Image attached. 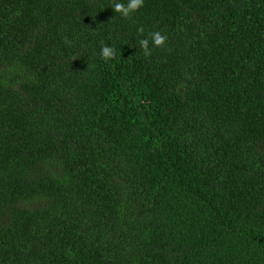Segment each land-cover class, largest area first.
Wrapping results in <instances>:
<instances>
[{
    "label": "trees",
    "instance_id": "1",
    "mask_svg": "<svg viewBox=\"0 0 264 264\" xmlns=\"http://www.w3.org/2000/svg\"><path fill=\"white\" fill-rule=\"evenodd\" d=\"M112 4L0 0V264H264V0Z\"/></svg>",
    "mask_w": 264,
    "mask_h": 264
},
{
    "label": "clouds",
    "instance_id": "2",
    "mask_svg": "<svg viewBox=\"0 0 264 264\" xmlns=\"http://www.w3.org/2000/svg\"><path fill=\"white\" fill-rule=\"evenodd\" d=\"M144 4V0H127V3L120 2V0H113L112 7L115 13H121L123 17H128L132 12L139 10ZM143 32V29H140ZM167 36L160 32H153L150 34V39H142L140 45L145 54H150V43L154 46H162L165 44ZM100 55L105 61L114 59L117 52L114 47L105 44L100 51Z\"/></svg>",
    "mask_w": 264,
    "mask_h": 264
}]
</instances>
